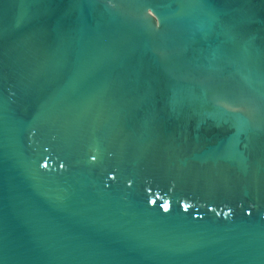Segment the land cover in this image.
Wrapping results in <instances>:
<instances>
[{
	"label": "water",
	"instance_id": "water-1",
	"mask_svg": "<svg viewBox=\"0 0 264 264\" xmlns=\"http://www.w3.org/2000/svg\"><path fill=\"white\" fill-rule=\"evenodd\" d=\"M259 173L264 0H0V264H264Z\"/></svg>",
	"mask_w": 264,
	"mask_h": 264
},
{
	"label": "flooded vegetation",
	"instance_id": "flooded-vegetation-1",
	"mask_svg": "<svg viewBox=\"0 0 264 264\" xmlns=\"http://www.w3.org/2000/svg\"><path fill=\"white\" fill-rule=\"evenodd\" d=\"M228 175H229V173H228ZM257 179L259 180V181H261V182H264V179H263V176H262V173H259L257 176ZM228 178V177H227ZM237 194V193H236ZM235 194V195H236Z\"/></svg>",
	"mask_w": 264,
	"mask_h": 264
}]
</instances>
